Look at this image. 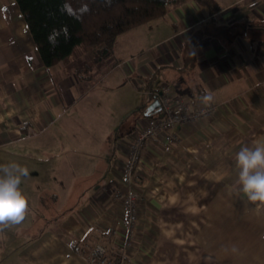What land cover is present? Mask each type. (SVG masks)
I'll use <instances>...</instances> for the list:
<instances>
[{"label": "crops", "instance_id": "1", "mask_svg": "<svg viewBox=\"0 0 264 264\" xmlns=\"http://www.w3.org/2000/svg\"><path fill=\"white\" fill-rule=\"evenodd\" d=\"M215 1L212 14L176 0L164 17L120 35L108 56L78 46L48 67L18 2L0 0V150L29 170V212L15 230L23 246L7 264H90L99 242L113 247L116 264H264V206L238 191L235 160L242 147L264 144V32L254 30L264 0ZM165 83L199 104L210 93L217 112L178 126L179 143L147 141L138 235L124 246L127 222L112 191L130 138L161 114L149 107ZM41 185L71 203L43 226L30 211L44 200Z\"/></svg>", "mask_w": 264, "mask_h": 264}, {"label": "trees", "instance_id": "2", "mask_svg": "<svg viewBox=\"0 0 264 264\" xmlns=\"http://www.w3.org/2000/svg\"><path fill=\"white\" fill-rule=\"evenodd\" d=\"M16 1L42 60L51 67L70 57L78 46L100 49L102 56H108L120 35L164 17L168 5L176 0ZM197 1L207 6L212 14L220 10L215 0ZM254 30L264 32V25L255 24ZM260 44H264V40ZM114 249L120 259L121 254L116 247ZM113 260V264L119 262L116 258Z\"/></svg>", "mask_w": 264, "mask_h": 264}, {"label": "built area", "instance_id": "3", "mask_svg": "<svg viewBox=\"0 0 264 264\" xmlns=\"http://www.w3.org/2000/svg\"><path fill=\"white\" fill-rule=\"evenodd\" d=\"M160 101V115H152L147 125L135 132L130 138L128 161L121 183L112 191V206L122 205L127 228L124 246H132L137 239V225L141 215L140 206L144 200L146 179L139 174V168L144 158V149L150 139H161L167 144L179 143L181 132L177 127L187 125L209 116L215 115L217 107H205L187 96L179 95L167 83L155 93ZM140 180V187H137ZM143 183V184H142ZM125 260L124 255L121 256ZM90 264H112V256L107 246L96 243L88 257Z\"/></svg>", "mask_w": 264, "mask_h": 264}, {"label": "clouds", "instance_id": "4", "mask_svg": "<svg viewBox=\"0 0 264 264\" xmlns=\"http://www.w3.org/2000/svg\"><path fill=\"white\" fill-rule=\"evenodd\" d=\"M213 96L205 93L199 97L201 104L210 107ZM238 171V191L247 201L264 206V144L242 147L235 156ZM29 176L27 167L17 162L0 164V233L5 229L22 224L29 212V202L21 189ZM236 252L235 246L231 249Z\"/></svg>", "mask_w": 264, "mask_h": 264}, {"label": "rangeland", "instance_id": "5", "mask_svg": "<svg viewBox=\"0 0 264 264\" xmlns=\"http://www.w3.org/2000/svg\"><path fill=\"white\" fill-rule=\"evenodd\" d=\"M149 26H147V28H145L143 30V32L148 29ZM143 32H141L143 34ZM137 32H133L131 33V35H134ZM96 53L99 54V56L101 55L100 49L96 50ZM114 57H112L113 60ZM88 61L91 60V58H86ZM110 60V59H109ZM48 162L50 161L49 157H48ZM8 154L2 150H0V164H5L8 163ZM39 180L38 177H32L31 176V182L33 185V189L34 187L39 186V183L37 182ZM26 179L23 180V182H25ZM22 182V184H23ZM21 184V189L23 188ZM41 190L43 192V198L44 200L41 201H34L31 202V214L32 216H34V220L35 223L34 225L37 223L40 224V226L43 225H48L52 222H54L55 217L59 216V214L61 213L63 214H68V210H67V206H69L71 203H67V204H63L60 201H57L56 199H53L50 195H51V191H50V187H44L43 185H41ZM62 206L64 207V209L62 210ZM57 215V216H56ZM56 221V220H55ZM33 223L31 224L32 230L33 228ZM37 227V226H36ZM19 229V225L16 226H11L7 229H5L2 233H0V264H7L8 262L14 260L17 256L18 250L20 249L21 246H23L22 240L17 239V232L15 233V230ZM10 230H12L13 234H10ZM11 236L12 242H10V239L8 237ZM108 250L109 247L107 246ZM122 256V255H121ZM122 258V257H121ZM113 260V258H112Z\"/></svg>", "mask_w": 264, "mask_h": 264}, {"label": "water", "instance_id": "6", "mask_svg": "<svg viewBox=\"0 0 264 264\" xmlns=\"http://www.w3.org/2000/svg\"><path fill=\"white\" fill-rule=\"evenodd\" d=\"M156 108L160 109V101L158 98H156L154 102L150 105L149 110H155Z\"/></svg>", "mask_w": 264, "mask_h": 264}]
</instances>
